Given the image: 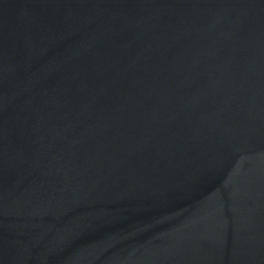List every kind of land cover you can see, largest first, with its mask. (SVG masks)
I'll list each match as a JSON object with an SVG mask.
<instances>
[{
    "label": "water",
    "instance_id": "obj_1",
    "mask_svg": "<svg viewBox=\"0 0 264 264\" xmlns=\"http://www.w3.org/2000/svg\"><path fill=\"white\" fill-rule=\"evenodd\" d=\"M0 264H264V0H0Z\"/></svg>",
    "mask_w": 264,
    "mask_h": 264
}]
</instances>
